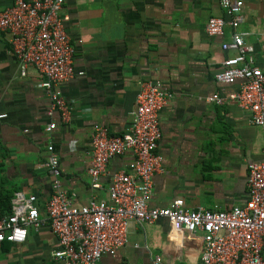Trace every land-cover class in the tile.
I'll return each mask as SVG.
<instances>
[{
    "label": "crops",
    "instance_id": "1",
    "mask_svg": "<svg viewBox=\"0 0 264 264\" xmlns=\"http://www.w3.org/2000/svg\"><path fill=\"white\" fill-rule=\"evenodd\" d=\"M14 0H0L8 7ZM240 30L255 46V60L264 70V0H244ZM61 15H69L67 31L75 46L74 64L83 71L60 84L72 109L71 120L50 114L51 99L40 86L44 77L30 65L22 74L9 42L0 29V202L19 191L35 193L43 203L51 192L44 163L48 145L60 158L64 187L78 204L92 196L108 198L113 173L132 159L127 153L111 159L101 187H92L91 133L102 123L112 134L127 131L133 121L139 85L160 79L174 92L163 110V137L158 152L163 171L153 179V207L184 198L188 206L229 210L248 199V165L264 158L263 129L249 123L236 103L208 101L213 93L226 94L238 84L217 81L223 60L235 54L223 50L231 38L210 37L211 16L227 17L219 0H65ZM40 230L29 228L25 242L0 243V264H58L52 252L58 241L48 217ZM200 232L174 227L166 218L152 223L132 222L129 242L116 256L104 255L102 264H196L203 251Z\"/></svg>",
    "mask_w": 264,
    "mask_h": 264
},
{
    "label": "built area",
    "instance_id": "2",
    "mask_svg": "<svg viewBox=\"0 0 264 264\" xmlns=\"http://www.w3.org/2000/svg\"><path fill=\"white\" fill-rule=\"evenodd\" d=\"M65 0H14L0 7V29L9 34V42L22 74L34 66L44 77L40 86L50 96V114L60 113V122L46 127L52 132L59 124L70 122L72 109L60 84L83 71L74 64L75 46L67 31L69 15H61ZM227 17L211 16L206 31L210 37H224L231 28V38L221 44L223 50L235 51L226 57L215 74L217 81L238 88L213 93L208 101L219 105L230 102L248 112L249 123L263 129L264 70L255 60V46L240 30L244 22V0H219ZM174 99V92L160 79L140 82L133 121L127 131L112 134L102 123L93 125L92 160L88 169L92 187H101L111 159L131 154L126 166L113 173L108 198L92 196L78 204L63 185L62 169L54 144L48 145L44 167L51 177V192L40 203L37 194L19 191L8 212L0 207V243L25 242L29 228L40 230L45 213L58 247L52 257L58 264H102L104 255L116 256L129 242L132 222L152 223L166 218L176 227L200 232L203 251L196 264H264V158L248 165V199L229 210L204 205L188 206L185 199L174 198L167 206L153 207V179L163 171L164 157L158 152L163 137L161 117ZM1 114L0 117H5ZM157 255L153 264H162Z\"/></svg>",
    "mask_w": 264,
    "mask_h": 264
},
{
    "label": "trees",
    "instance_id": "3",
    "mask_svg": "<svg viewBox=\"0 0 264 264\" xmlns=\"http://www.w3.org/2000/svg\"><path fill=\"white\" fill-rule=\"evenodd\" d=\"M0 207L3 209V211L5 212H8L11 210V207H12V203L9 199H7L6 203L5 204H2L0 202Z\"/></svg>",
    "mask_w": 264,
    "mask_h": 264
},
{
    "label": "rangeland",
    "instance_id": "4",
    "mask_svg": "<svg viewBox=\"0 0 264 264\" xmlns=\"http://www.w3.org/2000/svg\"><path fill=\"white\" fill-rule=\"evenodd\" d=\"M257 62V61H256Z\"/></svg>",
    "mask_w": 264,
    "mask_h": 264
}]
</instances>
